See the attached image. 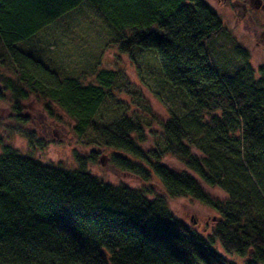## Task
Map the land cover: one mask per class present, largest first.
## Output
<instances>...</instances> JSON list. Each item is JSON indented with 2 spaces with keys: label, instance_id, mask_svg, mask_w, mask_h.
<instances>
[{
  "label": "trees",
  "instance_id": "trees-1",
  "mask_svg": "<svg viewBox=\"0 0 264 264\" xmlns=\"http://www.w3.org/2000/svg\"><path fill=\"white\" fill-rule=\"evenodd\" d=\"M83 5L109 26L108 46L134 61L138 50L153 55L158 81L176 92L178 107L159 121L148 149L144 121L130 112L133 97L147 106L145 96L124 69L101 67L99 56L78 74L64 73L33 48L35 37ZM259 72L205 0H0V97L9 93L21 121L31 95L54 103L82 143L112 149V163L146 183L101 180L90 169L94 149L75 152L76 168L43 163L4 143L0 131V264H236L216 243L242 264H264ZM17 130L41 145L35 133ZM168 156L183 167L166 164ZM178 197L218 212L210 237L171 211Z\"/></svg>",
  "mask_w": 264,
  "mask_h": 264
},
{
  "label": "rangeland",
  "instance_id": "rangeland-1",
  "mask_svg": "<svg viewBox=\"0 0 264 264\" xmlns=\"http://www.w3.org/2000/svg\"><path fill=\"white\" fill-rule=\"evenodd\" d=\"M206 3L221 18L224 25L235 36L238 43L249 51L250 63L256 71V77L261 76L260 68L264 69V47L259 45V33L264 30L262 13L243 15V8L233 5L231 0H205ZM109 26L104 23L87 5L80 7L74 14L64 18L57 24L42 31L33 41V48L39 56L45 58L49 64L64 73L78 74L81 68L97 62L100 56V66L104 68H122L129 79L137 85L145 96V104H140L137 97L130 103V112L138 111L144 121V131L147 141L142 145L148 149L155 141L152 132L158 134L159 121L168 117L171 110H175L176 92L170 93L160 84L157 70L151 62L154 56L146 51H136L138 61L131 59L127 53H122L111 44ZM140 71H137L136 66ZM158 93L160 95H158ZM117 98L124 97L122 93ZM169 95V96H168ZM175 103V104H174ZM149 106V107H148ZM108 105H103V112L107 118ZM150 112L144 113V109ZM21 113L26 121L17 118L13 109V101L9 93L0 97V131L3 142L16 148L21 154L32 156L43 163L60 165L63 168H76L75 152L89 153L97 150L98 161L90 166L93 174L105 182L119 185L125 184L132 188L146 185L139 177L117 168L111 161L112 149H91L82 143L76 135L74 122L54 103L42 97L31 95L21 103ZM111 115H108V117ZM17 129L35 133L40 144L32 146L28 139ZM1 150V145H0ZM164 162L174 168L183 166L173 157L168 156ZM157 179L153 187L158 191ZM213 196L224 198L225 193L218 188L205 187ZM171 211L196 230L204 238L210 237L211 229L216 222L218 212L210 206L189 197H178L169 201ZM214 249L225 259L236 264H242V258L227 255L219 244Z\"/></svg>",
  "mask_w": 264,
  "mask_h": 264
},
{
  "label": "flooded vegetation",
  "instance_id": "flooded-vegetation-1",
  "mask_svg": "<svg viewBox=\"0 0 264 264\" xmlns=\"http://www.w3.org/2000/svg\"><path fill=\"white\" fill-rule=\"evenodd\" d=\"M233 5L236 7H242L244 12L243 15L251 13H262L264 17V0H231ZM251 19L255 22L250 15ZM259 45L264 47V30L259 33Z\"/></svg>",
  "mask_w": 264,
  "mask_h": 264
}]
</instances>
